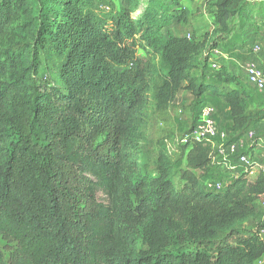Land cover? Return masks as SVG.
<instances>
[{
  "label": "trees",
  "instance_id": "16d2710c",
  "mask_svg": "<svg viewBox=\"0 0 264 264\" xmlns=\"http://www.w3.org/2000/svg\"><path fill=\"white\" fill-rule=\"evenodd\" d=\"M97 1L0 0V236L17 247L0 264H255L264 242L239 226L264 196V178L242 173L207 189L194 172L209 167L213 148L187 142L176 189L168 167L140 168L136 128L149 100L169 103L180 89L196 115L208 94L228 108L229 142L264 112L248 109L223 64L211 70L221 86L205 80L214 41L161 34L166 19L185 20L166 0L150 1L139 19L135 0L110 14H97ZM203 1L221 42L250 13L251 0ZM41 62L60 87L37 85Z\"/></svg>",
  "mask_w": 264,
  "mask_h": 264
},
{
  "label": "rangeland",
  "instance_id": "374dc122",
  "mask_svg": "<svg viewBox=\"0 0 264 264\" xmlns=\"http://www.w3.org/2000/svg\"><path fill=\"white\" fill-rule=\"evenodd\" d=\"M135 1L138 5L137 9L131 14V17L133 19H139L141 15L145 14L149 7V2L152 0ZM119 2L120 0L97 1L93 9L97 14H110L120 9ZM177 3L178 4L175 5L173 2L166 0L162 5L168 12L174 10L183 12L185 20L178 21L172 18L166 19L165 22H168V24L161 29V34L164 37L171 35L185 36L189 39L198 41V43L203 42L204 38L207 39L204 41L205 43L209 41L210 44L214 41L217 47L210 56L209 63L210 61H214L219 67L223 64L227 67L226 69L228 71L234 75L237 74L242 89L248 92L250 88L241 74L242 60L238 53L245 46L248 47L261 39V30L264 27V0H251L248 8L250 13L242 19H236L231 22L230 26L232 32L227 42H221V39H223L221 37H223L224 34L221 35L218 33L219 30L216 28L217 26L213 24V17L210 13L211 10L206 7L203 0H177ZM158 11L160 12L157 15L163 16V12L161 10ZM218 41L221 42V44H219ZM27 42L28 46H30L32 40L28 38ZM205 52L206 51L203 53V57ZM138 53L139 55H143L140 51H138ZM222 53L227 54L229 58L226 60L221 58L220 55ZM154 63L156 67L155 71L162 75L159 61L157 60ZM36 73V77H33L36 78L37 85H41L43 83L42 81L45 79L55 87L61 86V82L58 80L57 76L49 74L42 62L41 65L39 64V66H37ZM212 73L211 69L208 68L205 80L217 84ZM152 83H154V80ZM217 85L221 86V84ZM224 87L230 89L229 85H224ZM205 97V105L217 109L219 108V104L224 108L221 102L214 101L212 95L208 94ZM193 101V95L185 89H180L176 92L169 103L167 102L160 105L155 103L154 100H149L146 111L141 115V124L136 128L137 141L141 147L140 168L142 169V166H145L148 171L155 173L159 166L168 167L171 180L176 189H179L183 185V182L180 180V172L186 169L183 139L186 133L191 129L193 121L199 118V114L205 106H201V109L197 110L199 114L196 115L195 108L193 109L192 106ZM258 105L260 110L264 112V104L260 99ZM248 109H250L249 106ZM218 125L220 131L228 132L229 115L227 112ZM261 138H263L264 142V135L261 136ZM239 227L249 233H256L264 242V196H261L254 202L253 216ZM178 247V245L174 244L171 246V249L176 250ZM0 253L5 261L10 262L14 260L17 256L16 244L10 239L0 236ZM205 253L208 256L211 255L208 249ZM255 264H264V257Z\"/></svg>",
  "mask_w": 264,
  "mask_h": 264
},
{
  "label": "built area",
  "instance_id": "2783aa9c",
  "mask_svg": "<svg viewBox=\"0 0 264 264\" xmlns=\"http://www.w3.org/2000/svg\"><path fill=\"white\" fill-rule=\"evenodd\" d=\"M264 28V27H263ZM262 28L261 39L257 40L248 46V57L244 63V77L247 85L254 91L261 94L264 100V29ZM213 54V53H212ZM209 67L213 71H217L219 66L214 61H210ZM218 122L216 119V109L209 105H205L201 110L199 119L194 127L185 135L184 143H210L211 147L216 149L219 156L229 155L230 157H237L238 163L243 166L245 173H248L250 168L256 167L258 174L264 178V142L263 139L255 141L254 133L248 132L247 137L251 143L257 144L259 142L262 148V155L260 161H253L247 154H238V146H243L244 142L241 139L235 142H229V134L218 129ZM222 139L227 141L218 146H215V139ZM212 157V155H211ZM220 183L214 186L215 190L222 189Z\"/></svg>",
  "mask_w": 264,
  "mask_h": 264
},
{
  "label": "crops",
  "instance_id": "0c3cea01",
  "mask_svg": "<svg viewBox=\"0 0 264 264\" xmlns=\"http://www.w3.org/2000/svg\"><path fill=\"white\" fill-rule=\"evenodd\" d=\"M245 46L244 48H242L238 54H240L241 56V60H242V76L244 77V70H243V66L245 61L247 60L248 57V47ZM221 58H223L224 60L228 59V55L225 53H222ZM235 76L238 77L237 74H235ZM245 78V77H244ZM247 84V83H246ZM230 89H236L238 86H236L235 84H231L229 85ZM249 87V86H248ZM250 89H248L249 91L247 92L248 94V101H249V107L250 110H260L259 105H258V101L259 99L263 102L264 104V100L261 94L257 93L256 91H254L251 87H249ZM219 108H215L216 109V119L218 124L222 121V119L225 116V113H228V108L224 106V108H222L223 106L219 105ZM253 132L255 135V141L259 140V139H263L261 138V136L264 135V120L259 122V124L254 127L253 129H251L249 132ZM248 133V132H247ZM241 141L244 142L243 146H238L237 151L238 154H247L249 155L253 161H260V157L262 155V148H260L259 142L257 144L251 143L250 140L247 137V134H245L242 138H240ZM229 141H230V135H229ZM227 141L222 140V139H216L215 142V146H218L222 143H226ZM216 148V147H215ZM213 149V153H212V160L211 163L209 165V167L204 170L203 172H199L196 171L194 172L195 175L198 178V181L200 183V185H202L203 187L207 188V189H214V186L217 183H220L221 185H226L228 183H230L232 180H235L236 178H238L240 176V174L245 173L243 166H241L238 163L237 157H230L229 155H225V156H219L217 154L216 149ZM248 174V179L249 181L253 182L256 180V178L259 176L257 168L256 167H252L250 168Z\"/></svg>",
  "mask_w": 264,
  "mask_h": 264
}]
</instances>
